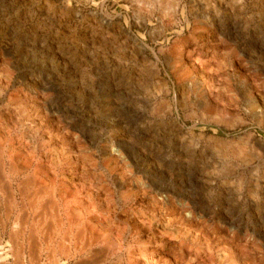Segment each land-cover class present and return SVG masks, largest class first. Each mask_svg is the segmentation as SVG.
Masks as SVG:
<instances>
[{"label":"rangeland","instance_id":"1","mask_svg":"<svg viewBox=\"0 0 264 264\" xmlns=\"http://www.w3.org/2000/svg\"><path fill=\"white\" fill-rule=\"evenodd\" d=\"M5 106L19 117L1 125ZM0 125L35 153L21 172L0 149V264H135L143 243L142 264H184L189 241L149 214L202 227L205 264L220 248L264 264V0H0ZM40 164L59 180L84 164L122 247L89 243L88 216L34 186Z\"/></svg>","mask_w":264,"mask_h":264},{"label":"bare ground","instance_id":"2","mask_svg":"<svg viewBox=\"0 0 264 264\" xmlns=\"http://www.w3.org/2000/svg\"><path fill=\"white\" fill-rule=\"evenodd\" d=\"M2 113H3V117L4 118H1V121H2L1 122V125L6 120H9V121L12 120V121H14V120H17V118L19 117V115H18L19 113H18L17 109L16 108H13L11 110L10 107H8V106H5L4 107V111H2ZM21 124H23V123H21ZM14 126H15V128H17L15 124H14ZM20 130H21V132L23 134V142H25L24 143L25 145L26 144H32L35 141L36 132L32 129L31 126H27V125L24 124V125H22V127L20 128ZM21 144H23V143H21ZM19 146H21V145H19ZM31 146H32V148H33L34 151L37 150V147L36 146H34V145H31ZM23 148L24 147L16 148L13 145V143L9 141L8 137H6L5 135H2L1 138H0V149H1V151H3V153L6 156L9 157L8 159L10 160L11 163L13 162V164H14V166L16 168L21 169V172H22V170L24 168L26 170H28V171L32 169L33 161L31 160V158H32L33 155H35V153L32 154V156L30 158L27 155L30 151L27 154H25L24 153L25 152L24 150L26 148H24V149ZM41 149H42V153H43L41 155V157L46 158V156H47L46 143L42 144V148ZM59 152L56 151V150L54 151V153L56 154V156H55V159L56 160L53 159L54 158V155H53V158L50 159L51 163L52 164L54 163L56 166H58L60 164L61 165L63 164L61 162L63 160V156ZM65 158H67V157L64 156V160H65ZM37 163H38V161H37ZM52 164H50V165L40 164V165H43V166H37V167L34 166L35 167L34 168V171H32L33 172L32 173V176H33V184H34V186L36 185L37 188L40 189L39 192L42 191V193H46L47 192L46 188L52 187L53 188V193L51 192L50 194H53L54 195L53 197H56V196L58 197L57 203H60V205H59L60 208H61V206H64L65 211H66L65 212L66 214L69 213V215H70L71 212L72 213H75V211L79 209L80 210L79 212L81 213L80 215L83 214V216H84V214H85L86 216H88V217H86V218H88V221L86 220L88 227H85V225H86L85 224L84 225V231H85V233H87L89 231L88 229L91 228V230H90L91 231V237H89V243H91L92 246L102 247V246H106L107 242H109L110 244L108 246H109V248L112 251L114 250L115 247H122V245H120V243H119L121 239L118 241L119 238L117 239L116 235H118L120 237L123 236L122 234L124 233L125 230H121L120 228H118L120 226L116 227L114 225L113 221L111 220V218L109 217V212L111 210V207L109 206V204L103 200L105 203H100V205H99L100 212L99 213H96L97 216L92 217V213H91V210L92 209H90V208L93 207L94 210L98 208L97 205H96V203L94 201L96 200V198H98L100 196V193H101L98 189H96V186L94 184V183H96L97 179L94 182L92 180L89 181L87 179V177H86L87 172L85 170L84 164H81V165L79 164L80 165V169H77L76 172H70L69 171L68 173L67 172L65 174L63 173V175H64L63 179L59 180V177L57 176L56 173L53 175V173L55 171H53V173H51L50 166ZM111 176H112L111 178H112V181L114 183V186L121 188L124 185H126L123 175L120 174V173H117L116 172V168L112 172ZM104 181L105 180H103V182ZM66 184H69L72 187L66 186ZM102 186H104V185H102ZM105 187L107 188V186H105ZM83 192H84V194H85V196L87 198V200L85 199V201L77 198V195H79V193L81 194ZM39 194H41V193H39ZM39 194H37V195H39ZM41 197H43V194H41ZM47 211H46V213H47ZM149 215H148V220L151 219V221H154V223L156 224V226L158 228L156 230L159 232V234L161 236H163V237L164 236H170V237H173L175 239H177V238H183L184 237V238H186L189 241L188 242L186 240L188 243H186L185 248H184V246L181 247V254H180V256L183 257V258L186 257V259H187L184 264H192L191 260L192 261H196L199 253L204 248H205V251L208 249L206 251L207 254H208V256H210V257L213 256V253H212L213 251L210 250L211 247H212V243H211L212 240H210V238H208V236L207 237L205 236V233H204L203 228L201 226L200 227L202 229L201 228L200 229L198 228L199 230H197L194 233V235H193L192 230H191L192 234L189 233V232H186V231L183 232V231L179 230L177 227L174 226L176 224H173L172 219L171 220L168 219L169 217L168 218L163 217V218H160L159 221H156L155 215H152V214H149ZM145 216L147 217V215H145ZM142 220L144 221V218H142ZM82 221H83V219H82ZM86 221H85V223H86ZM123 228L125 229V227H123ZM78 235H80V234H78ZM199 237H201L203 239V241ZM182 245H180V246H182ZM132 247H133V245H132ZM146 250H147V247H146V244H144V243L139 248H136V247L130 248V250H129V257L133 259L132 262H134L135 264H142L139 260L142 259L141 256L144 254V251H146ZM194 253H196V254L194 255ZM203 254H204V252H203ZM217 258H218V260H217L218 261V264H235L234 261H233V256H231L230 254H228V251L225 250V248L224 249L220 248L218 250ZM250 263L251 264H257L255 261H251ZM196 264H205V261L202 260V259H200V260H197Z\"/></svg>","mask_w":264,"mask_h":264}]
</instances>
